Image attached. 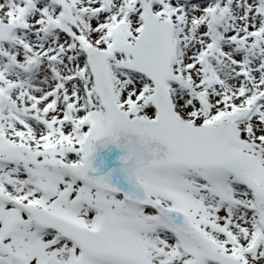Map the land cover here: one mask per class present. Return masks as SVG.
<instances>
[{"label": "snow or ice", "instance_id": "1", "mask_svg": "<svg viewBox=\"0 0 264 264\" xmlns=\"http://www.w3.org/2000/svg\"><path fill=\"white\" fill-rule=\"evenodd\" d=\"M0 264H264V0H0Z\"/></svg>", "mask_w": 264, "mask_h": 264}, {"label": "water", "instance_id": "2", "mask_svg": "<svg viewBox=\"0 0 264 264\" xmlns=\"http://www.w3.org/2000/svg\"><path fill=\"white\" fill-rule=\"evenodd\" d=\"M120 154V150L116 149L115 146H106L98 149V153L94 160L99 165L102 171L107 170L108 167H113L118 164L116 156ZM103 161V163H100Z\"/></svg>", "mask_w": 264, "mask_h": 264}]
</instances>
